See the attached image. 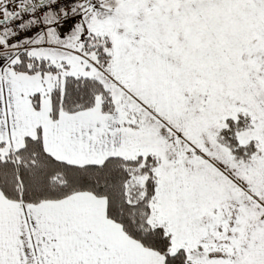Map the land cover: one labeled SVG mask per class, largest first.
<instances>
[{
	"label": "snow or ice",
	"instance_id": "obj_1",
	"mask_svg": "<svg viewBox=\"0 0 264 264\" xmlns=\"http://www.w3.org/2000/svg\"><path fill=\"white\" fill-rule=\"evenodd\" d=\"M0 264H264V0H0Z\"/></svg>",
	"mask_w": 264,
	"mask_h": 264
}]
</instances>
